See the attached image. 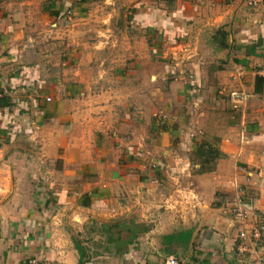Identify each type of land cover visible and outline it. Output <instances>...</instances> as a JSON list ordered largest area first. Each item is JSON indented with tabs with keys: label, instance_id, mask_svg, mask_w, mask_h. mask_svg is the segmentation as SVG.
I'll return each mask as SVG.
<instances>
[{
	"label": "crops",
	"instance_id": "crops-1",
	"mask_svg": "<svg viewBox=\"0 0 264 264\" xmlns=\"http://www.w3.org/2000/svg\"><path fill=\"white\" fill-rule=\"evenodd\" d=\"M263 65L264 7L240 0H0V264H75L66 225L129 218L149 240L190 229L192 264H236L234 229L209 205L264 172L225 113L264 110ZM189 126L213 135V171L192 173Z\"/></svg>",
	"mask_w": 264,
	"mask_h": 264
},
{
	"label": "rangeland",
	"instance_id": "rangeland-1",
	"mask_svg": "<svg viewBox=\"0 0 264 264\" xmlns=\"http://www.w3.org/2000/svg\"><path fill=\"white\" fill-rule=\"evenodd\" d=\"M164 51H165L163 54L164 57L169 58L171 65L178 68L180 64L175 59H172V57L170 56L169 53H167L166 50ZM209 66H211V64H209ZM204 94L198 97L202 100V98H204ZM216 95L218 96L219 94H216ZM219 96L222 99L225 98L224 95H219ZM226 98H228V96ZM255 98H259V97L256 96ZM256 104L257 102L255 100H249V102L247 103V107L249 109H255V108L261 109V106L258 107L256 106ZM205 105H208V104H205ZM192 108L196 110L197 106L194 105ZM192 113H194V111ZM225 113H227L228 117L230 116L232 118L228 120L234 121L237 124L235 126L236 130L230 131V133L228 134L230 136H237V137L243 135L242 144L245 147V152L247 153L248 151L250 154L251 153L254 155L260 154L264 156V110H262L259 114L256 112L254 114L253 113L247 114L245 110L237 107V108H230L228 111H225ZM159 118L161 120H165L166 116L164 115V113H161V115H159ZM245 125L247 127L244 129ZM241 129H243V131H241ZM186 130H187L186 134L188 138H191V139L194 138V139H197V141L199 139L207 140L205 139V136H204L205 134L200 132L199 128H195L194 126H189ZM210 136H211L210 134L206 133V137H210ZM212 139H213V135L210 140L212 141ZM234 164L236 168L240 167L239 169L242 170L243 172L244 171L246 172L249 169L247 167L250 166L247 163H243L239 161H236ZM53 166L57 167L55 163H53ZM260 168H261V165H259L258 163L255 164L254 167L251 168L252 171L250 172V175H242L243 177L241 179L243 180L241 182L240 181L236 182V186L238 187V189L242 191L243 193L242 199L245 202H247L249 199L250 201L253 202V203L251 202L250 203L252 205H255L257 208H260V207L264 208V172L261 171ZM25 180H26V186H25L26 191L25 192L29 193L28 189L29 187L31 188V184L35 183V180L33 177L29 175L25 176ZM39 181L42 182L40 179ZM231 194H232V190L229 191L228 193H222L221 191H216L215 193H213V197H217L218 202H221L225 198L228 199L227 198L228 196H232ZM253 199L256 200V203L254 202L255 200L253 201ZM211 204H215V203L214 202L210 203L209 208H212V209L220 206L219 204H215L213 206ZM66 226L64 227V230L68 228L66 232H70L72 235H74L75 234L74 232H76V226L75 225H72L71 227L69 225H66ZM83 237H87V236H80L78 237V239L82 240V242H85V240H83ZM140 237L141 236L138 237V239L135 241L134 244L127 246L124 254H122L119 257H111L105 254H101L100 255L101 257L93 256V254L95 252H98L100 248H98L97 245H94L93 242L95 241L93 242L86 241L85 246L88 249V253H87L88 261L87 262L88 264H138V263L139 264H163V261H164L163 259L165 256L159 253V251H157L159 250V247H157V242H159V239L149 240V239H145L144 237L142 238ZM194 252L195 250L193 248V245L191 246L189 245L185 249H179V248L174 249V253L171 254V256L179 260L181 262L180 264H192L194 262V259L196 258ZM219 260H221V264H226L227 262L226 258L221 257ZM51 263L56 264L54 262H51Z\"/></svg>",
	"mask_w": 264,
	"mask_h": 264
},
{
	"label": "trees",
	"instance_id": "trees-1",
	"mask_svg": "<svg viewBox=\"0 0 264 264\" xmlns=\"http://www.w3.org/2000/svg\"><path fill=\"white\" fill-rule=\"evenodd\" d=\"M167 4L171 0H163ZM51 13V12H49ZM53 14V13H52ZM223 33L220 32L217 36V43L221 44ZM220 47V46H219ZM263 82L261 76L253 77V93L257 94L260 92V87ZM7 105L6 98H0V106ZM223 154L218 150L216 143L208 140L199 139L195 142L194 148L189 152L188 162L192 167L193 174H202L213 171L214 163L216 159H219ZM85 202L82 205L87 204V196ZM106 227H104V226ZM147 230L146 226L142 222H134L133 218L126 219L125 221H111L104 224L98 223L94 220H90L85 227L83 232H76L74 235L69 236V240L72 244V248L76 254L75 264H85L88 261V249L85 246L86 241H95L94 245H97L100 250L95 252L93 256L105 254L111 257H119L124 254L126 247L134 244L136 239ZM93 236H96V240H91ZM83 237L85 242L79 240L78 237ZM191 230L190 229H179L169 234L161 235L159 237V252L166 255L174 253V248L185 249L187 246L196 244L190 242ZM191 243V244H190Z\"/></svg>",
	"mask_w": 264,
	"mask_h": 264
},
{
	"label": "built area",
	"instance_id": "built-area-1",
	"mask_svg": "<svg viewBox=\"0 0 264 264\" xmlns=\"http://www.w3.org/2000/svg\"><path fill=\"white\" fill-rule=\"evenodd\" d=\"M240 2L250 9L264 7V0ZM259 75L264 79V70ZM44 100L48 101V98ZM242 195V191L235 188L232 196L224 200L219 207V211L226 216L229 226L234 229L235 246L232 256L236 264H264V208L255 209L242 199ZM51 262L53 261L30 257L19 264H52ZM164 264H178V261L169 256L166 257Z\"/></svg>",
	"mask_w": 264,
	"mask_h": 264
}]
</instances>
